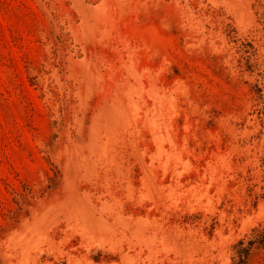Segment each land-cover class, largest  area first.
Masks as SVG:
<instances>
[{
  "label": "rangeland",
  "instance_id": "obj_1",
  "mask_svg": "<svg viewBox=\"0 0 264 264\" xmlns=\"http://www.w3.org/2000/svg\"><path fill=\"white\" fill-rule=\"evenodd\" d=\"M260 225L264 0H0V264H233Z\"/></svg>",
  "mask_w": 264,
  "mask_h": 264
},
{
  "label": "trees",
  "instance_id": "obj_2",
  "mask_svg": "<svg viewBox=\"0 0 264 264\" xmlns=\"http://www.w3.org/2000/svg\"><path fill=\"white\" fill-rule=\"evenodd\" d=\"M234 250L233 264H249L254 254L264 251V225L254 228L250 236L239 240Z\"/></svg>",
  "mask_w": 264,
  "mask_h": 264
}]
</instances>
